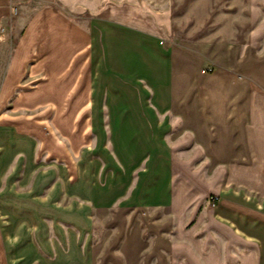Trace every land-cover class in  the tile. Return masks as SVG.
Wrapping results in <instances>:
<instances>
[{
	"label": "crops",
	"instance_id": "0c3cea01",
	"mask_svg": "<svg viewBox=\"0 0 264 264\" xmlns=\"http://www.w3.org/2000/svg\"><path fill=\"white\" fill-rule=\"evenodd\" d=\"M12 6L0 0V41L14 40L0 264H102L95 220L124 214L115 264H264L263 27L182 47L90 6L87 28L47 7L15 37Z\"/></svg>",
	"mask_w": 264,
	"mask_h": 264
},
{
	"label": "rangeland",
	"instance_id": "374dc122",
	"mask_svg": "<svg viewBox=\"0 0 264 264\" xmlns=\"http://www.w3.org/2000/svg\"><path fill=\"white\" fill-rule=\"evenodd\" d=\"M77 2L80 8L73 10V4ZM12 3L15 37L19 34V28L36 11L47 7L61 10L68 19L87 28L91 16L83 10H88V6L97 20L104 19L106 15L132 26L156 30L165 37L170 32V40L182 47L202 42L231 41L235 38L246 41L254 27H263L264 31V0H12ZM171 17L172 36L167 26ZM15 22H18L17 29L14 28ZM13 41H0V81ZM218 199L215 196L213 201L217 202ZM128 220L125 214L120 218L114 215L97 216L93 233L102 264H115L108 261L106 256L117 247H109L107 243L121 239L127 233L118 227L121 226L120 222ZM152 237L151 233L145 235L149 242Z\"/></svg>",
	"mask_w": 264,
	"mask_h": 264
},
{
	"label": "built area",
	"instance_id": "2783aa9c",
	"mask_svg": "<svg viewBox=\"0 0 264 264\" xmlns=\"http://www.w3.org/2000/svg\"><path fill=\"white\" fill-rule=\"evenodd\" d=\"M212 71H213V68H212V67H208V68L204 69V70L202 71V73H203V74H208V73H211Z\"/></svg>",
	"mask_w": 264,
	"mask_h": 264
}]
</instances>
